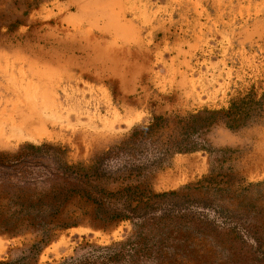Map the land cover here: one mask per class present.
<instances>
[{"label": "rangeland", "instance_id": "1", "mask_svg": "<svg viewBox=\"0 0 264 264\" xmlns=\"http://www.w3.org/2000/svg\"><path fill=\"white\" fill-rule=\"evenodd\" d=\"M29 144L151 197L72 201L30 264H264V0H0V151Z\"/></svg>", "mask_w": 264, "mask_h": 264}, {"label": "trees", "instance_id": "2", "mask_svg": "<svg viewBox=\"0 0 264 264\" xmlns=\"http://www.w3.org/2000/svg\"><path fill=\"white\" fill-rule=\"evenodd\" d=\"M205 112L210 117L216 113L208 110ZM200 118L197 114L186 120L195 123ZM163 119V116L156 117L157 122ZM230 119L226 122L236 120L235 117ZM213 122L211 120L208 125ZM152 127L149 125L146 129ZM138 134L136 130L132 137ZM64 151L61 146L47 144L22 145L13 153L0 151V230L16 234L33 228L41 236V240L32 245L28 254L12 260H0V264H30V260L36 263L40 243L51 238L55 227L70 225L67 221L61 222L64 212L69 215L77 209H83L80 206L67 209L74 200L92 202L95 205L94 217L101 220L136 213L141 215V211L150 204L151 197L147 201L139 197L136 205L131 202L116 207L111 199L116 198V195L126 196L132 187L117 192L107 190L101 184L102 174L95 162L91 165L83 162L69 163L63 158ZM146 190L150 193L145 188L144 195Z\"/></svg>", "mask_w": 264, "mask_h": 264}]
</instances>
